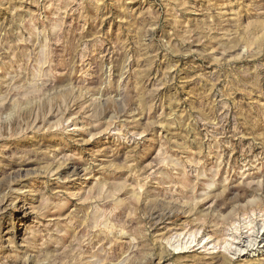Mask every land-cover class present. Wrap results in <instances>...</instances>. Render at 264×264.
<instances>
[{"label":"rangeland","instance_id":"rangeland-1","mask_svg":"<svg viewBox=\"0 0 264 264\" xmlns=\"http://www.w3.org/2000/svg\"><path fill=\"white\" fill-rule=\"evenodd\" d=\"M0 264H264V0H0Z\"/></svg>","mask_w":264,"mask_h":264},{"label":"bare ground","instance_id":"bare-ground-1","mask_svg":"<svg viewBox=\"0 0 264 264\" xmlns=\"http://www.w3.org/2000/svg\"><path fill=\"white\" fill-rule=\"evenodd\" d=\"M214 243V242H213ZM226 243H227V241H226ZM208 244V243H207ZM215 244V243H214ZM215 246V245H214Z\"/></svg>","mask_w":264,"mask_h":264}]
</instances>
